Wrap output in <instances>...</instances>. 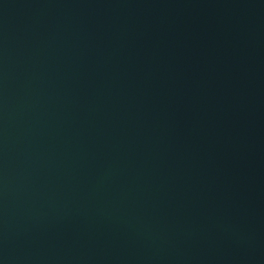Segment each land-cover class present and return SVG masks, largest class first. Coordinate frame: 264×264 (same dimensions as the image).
I'll list each match as a JSON object with an SVG mask.
<instances>
[{
    "label": "water",
    "instance_id": "1",
    "mask_svg": "<svg viewBox=\"0 0 264 264\" xmlns=\"http://www.w3.org/2000/svg\"><path fill=\"white\" fill-rule=\"evenodd\" d=\"M0 264H264V0H0Z\"/></svg>",
    "mask_w": 264,
    "mask_h": 264
}]
</instances>
